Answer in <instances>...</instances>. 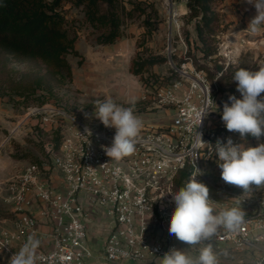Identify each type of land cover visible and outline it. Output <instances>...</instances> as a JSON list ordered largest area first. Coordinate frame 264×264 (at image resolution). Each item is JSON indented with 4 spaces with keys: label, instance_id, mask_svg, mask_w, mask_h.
Masks as SVG:
<instances>
[{
    "label": "built area",
    "instance_id": "built-area-1",
    "mask_svg": "<svg viewBox=\"0 0 264 264\" xmlns=\"http://www.w3.org/2000/svg\"><path fill=\"white\" fill-rule=\"evenodd\" d=\"M249 32L247 28L245 35ZM257 32L264 33V25ZM246 41L233 37L219 43L216 57L223 69L214 79L191 62L173 65L177 77L170 81L145 75L147 95L134 108L143 128L135 152L119 160L104 151L113 143L114 128L95 116L50 107L39 129L55 124L51 136L59 134V146L49 138L43 144L46 161L18 167L6 180L8 215L0 216V264H10L29 237L40 242L35 264H89L96 257L94 243L108 264H161L172 248L187 252L190 245L168 229L175 208L172 194L196 169L201 173L196 180L219 203L216 210L241 206L245 221L236 232L221 228L211 241L192 246L211 243L236 253V264H264V187L252 185L251 194L244 195L241 187L223 181L215 155L217 141L228 138L245 146L264 143V136L242 140L219 118L224 103L230 106L229 95L240 99L241 94L236 87L216 92L215 86ZM204 109L209 112L200 121ZM147 111L161 118H147Z\"/></svg>",
    "mask_w": 264,
    "mask_h": 264
},
{
    "label": "rangeland",
    "instance_id": "rangeland-1",
    "mask_svg": "<svg viewBox=\"0 0 264 264\" xmlns=\"http://www.w3.org/2000/svg\"><path fill=\"white\" fill-rule=\"evenodd\" d=\"M130 1L134 0H124L129 7ZM145 1L153 2L158 14L150 12L127 20L123 26L124 34L115 43L107 45L97 42L99 32L84 21L82 8L65 3L63 12L67 20L66 26L72 35H77L76 48L81 53V56L68 55L73 69V81L64 87H55L52 98L47 91H39L38 95L30 96L26 101L20 97L11 99L9 95L0 96V216L8 215L4 186L12 172L37 159L40 162L47 160L43 144L51 138V130L55 124L40 130L39 123L50 107L64 108L81 117H94V103L111 98L124 107L137 108L147 95L143 86L145 75L165 76L170 81L177 77L172 73L173 65L181 68L184 62H191L196 69L202 65L210 79H214L219 58H204L194 23H186L188 8L185 2H173V15L170 17V0ZM218 10L224 27L218 33L219 43L233 37L239 41L245 37L247 41L236 52V60L224 71V77L219 79V86H215L216 92H219L218 89L223 91L235 88L234 73L240 68L256 71L262 67L264 59V33L251 31L245 35V30L256 15L254 5L247 3V0H223ZM144 18L157 23L151 34L147 33ZM134 58L166 59L143 73L135 74L131 71ZM23 71L45 72V69L37 62L17 60L0 50V91L8 86L9 73L17 75ZM40 94L47 96V102L41 103L43 97ZM147 113V118H161L157 112ZM219 118L222 120V113ZM204 246L206 244L200 247L190 246L187 252L197 256ZM212 247L219 264L237 263L239 256L236 253Z\"/></svg>",
    "mask_w": 264,
    "mask_h": 264
},
{
    "label": "clouds",
    "instance_id": "clouds-1",
    "mask_svg": "<svg viewBox=\"0 0 264 264\" xmlns=\"http://www.w3.org/2000/svg\"><path fill=\"white\" fill-rule=\"evenodd\" d=\"M247 3L256 9L248 26L255 33L264 25V0H247ZM233 81L241 98L229 95L230 106L224 103L222 121L228 131L238 133L242 140L249 136L259 140L264 136V95H261L264 93V67L256 71L240 68L234 73ZM208 112L204 109L198 113L200 121ZM94 116L106 128L115 129L112 145L104 147L108 157L119 160L135 152L143 121L135 114L134 106L124 107L106 98L94 103ZM215 149L223 181L241 187L244 195L251 194L252 185L264 187V143L245 146L228 138L226 143L217 141ZM198 174H201L198 169L193 171L186 184L172 194L175 208L168 229L170 234L190 246L211 241L221 228L236 232L245 221L241 206H224L217 211L214 204L219 203L210 200L209 188L196 180ZM233 199L241 204L239 198ZM39 243L38 239L29 237L11 257L10 264H35ZM161 264H218V258L212 244L207 243L197 256L172 248L163 255Z\"/></svg>",
    "mask_w": 264,
    "mask_h": 264
},
{
    "label": "trees",
    "instance_id": "trees-1",
    "mask_svg": "<svg viewBox=\"0 0 264 264\" xmlns=\"http://www.w3.org/2000/svg\"><path fill=\"white\" fill-rule=\"evenodd\" d=\"M183 1L188 8L186 23H194L204 58L216 59L218 33L224 29L221 12L218 10L223 0H173ZM130 2L131 7L124 0H0V50L17 60L37 62L45 69V72L9 73V84L0 91V96L9 95L11 99L20 97L26 101L30 96L38 95L39 91H47L52 98L55 87L61 88L73 81V69L68 55L81 56V53L76 48L77 35H72L66 26L63 12L65 3L82 8L84 21L99 32L97 42L107 45L115 43L124 34L123 26L127 20L150 12L158 14L153 2ZM144 24L149 34L157 25L150 18H144ZM165 59L134 58L131 71L135 74L143 73ZM199 67L202 69V65ZM217 69L221 70L223 66L219 64ZM224 75L225 72L219 79ZM39 96L43 97L41 103L47 102L45 94ZM51 139L58 147L59 134L56 131ZM184 175L185 172L181 174L180 184Z\"/></svg>",
    "mask_w": 264,
    "mask_h": 264
},
{
    "label": "crops",
    "instance_id": "crops-1",
    "mask_svg": "<svg viewBox=\"0 0 264 264\" xmlns=\"http://www.w3.org/2000/svg\"><path fill=\"white\" fill-rule=\"evenodd\" d=\"M94 247H95L96 257L95 259L90 261L89 264H108L106 260L104 259V257L102 256L101 250L98 249L95 243H94Z\"/></svg>",
    "mask_w": 264,
    "mask_h": 264
},
{
    "label": "water",
    "instance_id": "water-1",
    "mask_svg": "<svg viewBox=\"0 0 264 264\" xmlns=\"http://www.w3.org/2000/svg\"><path fill=\"white\" fill-rule=\"evenodd\" d=\"M170 10H171L170 17H172V15H173V0H170Z\"/></svg>",
    "mask_w": 264,
    "mask_h": 264
}]
</instances>
